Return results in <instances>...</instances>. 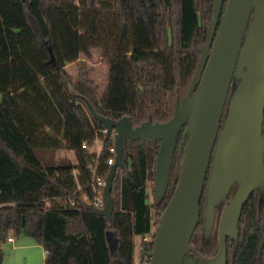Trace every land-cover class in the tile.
<instances>
[{
	"label": "trees",
	"instance_id": "trees-1",
	"mask_svg": "<svg viewBox=\"0 0 264 264\" xmlns=\"http://www.w3.org/2000/svg\"><path fill=\"white\" fill-rule=\"evenodd\" d=\"M213 9L214 0H0V264L8 237L23 234L43 245L45 264H135V235L155 236L160 221L153 222L147 191L159 142L124 137L126 167L113 180L109 223L82 197L94 169L107 175L114 145L86 99L103 115H129L134 126L149 117L167 121L195 77ZM93 48L108 63L101 95L88 70L74 78L66 67ZM96 138L99 151L89 148ZM62 149L74 150L78 161L57 157ZM176 184L171 170L155 205L160 217ZM68 196L77 203L64 204ZM205 200L204 191L191 240L199 247ZM259 202L253 190L242 207L239 245L232 249L227 240V264H264ZM217 247L212 235L209 250Z\"/></svg>",
	"mask_w": 264,
	"mask_h": 264
},
{
	"label": "water",
	"instance_id": "water-1",
	"mask_svg": "<svg viewBox=\"0 0 264 264\" xmlns=\"http://www.w3.org/2000/svg\"><path fill=\"white\" fill-rule=\"evenodd\" d=\"M223 3L214 0L195 77L167 121L149 117L134 126L129 115L118 119L103 115L86 99L92 115L103 122L107 137H114L116 155L106 175L104 205L85 203L109 223L115 207L113 180L117 169L126 167L124 137L128 136L130 144L138 138L160 141L155 167V193L159 198L168 189L180 133L179 152L185 143L177 184L160 217L153 248L142 251L150 257V264H195L193 256H185L190 249L195 250L191 240L207 178L205 237L211 234L216 207L233 184L237 187L219 220L217 252L210 257L197 252L206 264H227V237L237 238L242 207L249 194L258 189L260 202L264 201V0H227L221 14ZM112 235L114 232L109 231Z\"/></svg>",
	"mask_w": 264,
	"mask_h": 264
},
{
	"label": "rangeland",
	"instance_id": "rangeland-1",
	"mask_svg": "<svg viewBox=\"0 0 264 264\" xmlns=\"http://www.w3.org/2000/svg\"><path fill=\"white\" fill-rule=\"evenodd\" d=\"M80 59H77L73 61L72 63H67L69 65L68 69L73 73L74 76H76V73L80 70L81 67L88 70L90 75L100 84L101 89L99 92V95H101L106 88L107 80H108V63L104 55L102 54L101 50L99 48H94L91 50L89 54L81 53ZM234 88V84L231 88V91ZM228 103V102H227ZM227 110V104L225 107V111L223 114V117H225ZM102 140L100 138H96L91 146H89L90 149H94L99 151L101 149ZM57 157H66L70 159L73 162L78 161V156L74 150H58L56 152ZM181 161L182 157L176 159L175 165H173L172 168V179L176 180L178 179L179 173H180V167H181ZM77 172V170H75ZM155 180L154 179H148L147 181V191L149 194V202L153 205L151 212H152V219L153 222L159 220L160 216L158 212L156 211V203L158 201L157 197L155 196ZM219 215V214H218ZM258 215L261 220V223L264 226V201L260 203L259 209H258ZM156 228V225H153V229ZM151 235V234H150ZM149 235V236H150ZM214 235L218 238V232L217 229H215ZM142 235H135L134 241H135V262H138L140 260V249L142 244ZM201 244L205 245L207 244V241L205 239L201 240ZM34 264H37V259H35Z\"/></svg>",
	"mask_w": 264,
	"mask_h": 264
},
{
	"label": "crops",
	"instance_id": "crops-1",
	"mask_svg": "<svg viewBox=\"0 0 264 264\" xmlns=\"http://www.w3.org/2000/svg\"><path fill=\"white\" fill-rule=\"evenodd\" d=\"M68 66L69 65H66L67 68H69ZM68 70L70 71V69ZM78 72L76 73V76ZM71 74L73 75L72 72ZM76 76L73 75L74 78H76ZM2 249L4 251V264H34L35 259H37V264H45V248L42 244L38 243L30 236H26L24 234L18 237L13 236V240H8L4 245H2Z\"/></svg>",
	"mask_w": 264,
	"mask_h": 264
},
{
	"label": "built area",
	"instance_id": "built-area-1",
	"mask_svg": "<svg viewBox=\"0 0 264 264\" xmlns=\"http://www.w3.org/2000/svg\"><path fill=\"white\" fill-rule=\"evenodd\" d=\"M106 131V128L104 129ZM82 147H87V141H84L82 143ZM111 155L109 156L107 163L112 164L115 160V145L111 146L110 148ZM75 171V170H74ZM106 183V176L97 173V170L94 169L92 177L89 182L90 191H85L82 193V197L85 203H93L97 207H102L104 205V186ZM83 188L81 185H78L77 192L81 191ZM62 201L64 204L67 205H75L77 203L76 198L72 196H68L65 198H62ZM151 234V235H150ZM150 235V236H149ZM155 236L151 233L145 234L142 238L143 241H145L147 244L154 242ZM9 241L13 240V236L8 237ZM145 247L143 246V243L140 248V260L138 262H135V264H150V257L148 255H142V251Z\"/></svg>",
	"mask_w": 264,
	"mask_h": 264
},
{
	"label": "flooded vegetation",
	"instance_id": "flooded-vegetation-1",
	"mask_svg": "<svg viewBox=\"0 0 264 264\" xmlns=\"http://www.w3.org/2000/svg\"><path fill=\"white\" fill-rule=\"evenodd\" d=\"M180 138H181V133L179 134V137H178L177 147H176V151H175L174 156H173L172 165L176 161V159L183 157L185 143H183V145H182L183 146V150L181 152H179L178 144H179ZM187 138H188V136L186 135V140H187ZM158 142L160 144V141H158ZM171 170H172V166H171V169H170V173H171ZM169 177H170V174H169ZM208 183H209V179L207 178L206 183H205V188H204L205 193H206V188H207ZM236 187H237V183L233 184V186L231 187V189H230L229 193L227 194L226 198L216 207V219H215V223L213 225L211 234L208 237L204 236V239L207 241L206 246L201 244V246L199 247L195 243L191 242V244L195 247V250L190 249L187 252L185 258L188 257V256H193V258L195 259V264H206V261L204 259H200V257H199L197 252H200L201 254H203L206 257H210V256L214 255L217 252V250L215 252H211L209 250V248H210V239H211L212 235H214L215 229H217V232H218L219 220H220L222 211H223L224 207L226 206L227 202L229 201V199L231 198V196L233 195ZM254 190L258 191V193H259L258 189H254ZM154 192H155V189H154ZM155 196L157 197V199H160L156 195V193H155ZM260 203L261 202H259V205H260ZM242 230L243 229H242V227H241V225L239 223V231H238L237 238L230 237V236L227 237V240L229 239V241L231 243V248L232 249H235L239 245V243L241 241V238H242V236H241L242 235ZM217 249H218V247H217ZM227 251H228V242H227ZM227 259H228V256H227Z\"/></svg>",
	"mask_w": 264,
	"mask_h": 264
}]
</instances>
